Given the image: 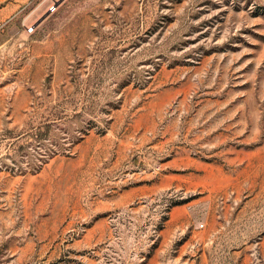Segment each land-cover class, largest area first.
Returning <instances> with one entry per match:
<instances>
[{
    "label": "rangeland",
    "instance_id": "rangeland-1",
    "mask_svg": "<svg viewBox=\"0 0 264 264\" xmlns=\"http://www.w3.org/2000/svg\"><path fill=\"white\" fill-rule=\"evenodd\" d=\"M0 19V264H264V0Z\"/></svg>",
    "mask_w": 264,
    "mask_h": 264
},
{
    "label": "built area",
    "instance_id": "built-area-1",
    "mask_svg": "<svg viewBox=\"0 0 264 264\" xmlns=\"http://www.w3.org/2000/svg\"><path fill=\"white\" fill-rule=\"evenodd\" d=\"M6 21L3 19H0V30L5 26Z\"/></svg>",
    "mask_w": 264,
    "mask_h": 264
}]
</instances>
